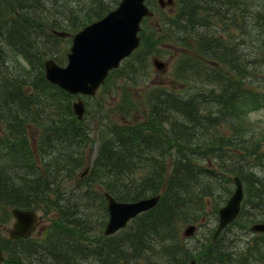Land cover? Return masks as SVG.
I'll use <instances>...</instances> for the list:
<instances>
[{
    "label": "trees",
    "instance_id": "trees-1",
    "mask_svg": "<svg viewBox=\"0 0 264 264\" xmlns=\"http://www.w3.org/2000/svg\"><path fill=\"white\" fill-rule=\"evenodd\" d=\"M90 1L103 7L88 11L87 0H0V28L6 32V38L0 34V208L58 213L43 237H1V264H88L81 260L82 253L103 264H185L195 252L198 264H264V232H255L252 243L240 245L236 232L227 237L222 231L212 241L213 229L192 249L179 234L183 224L200 221L207 204L217 211L226 202L235 187L234 175L242 181L244 196L238 216L227 227L240 220L241 231L248 232L252 222L264 220V168L261 174L257 170L258 165L264 167V126L250 118L264 106V88L251 80L259 75L252 69L256 57L245 60L236 42L229 44L222 33L215 35L210 29L209 19L227 17L224 12L237 5L236 0L174 4V13L160 26L169 40L184 47L172 65L183 85L176 89L156 84L141 94L131 92L125 104L119 102L118 120L104 110L96 118L101 131L92 165L80 177L79 169L94 150L91 126L73 111L74 94L45 77L43 59L61 55L57 44L42 49L35 34L27 31L45 25L59 43L61 38L47 26L75 32L115 5V0ZM241 2L239 8L244 6ZM36 11L42 12L33 15ZM16 27L19 31L12 33ZM143 33L140 30L141 40ZM149 40L140 41L100 87L118 81L130 93L132 84L144 85L157 41ZM203 83L209 86L203 88ZM35 127L40 134L31 141L27 130ZM68 179H74L75 192L66 193ZM106 190L120 200L160 196L111 236L102 232ZM97 209L105 217L91 219ZM84 218L88 224H83ZM227 238L235 240L233 252L225 245ZM215 244L220 251H211Z\"/></svg>",
    "mask_w": 264,
    "mask_h": 264
},
{
    "label": "rangeland",
    "instance_id": "rangeland-1",
    "mask_svg": "<svg viewBox=\"0 0 264 264\" xmlns=\"http://www.w3.org/2000/svg\"><path fill=\"white\" fill-rule=\"evenodd\" d=\"M118 1L119 0H115V2H114L115 5L113 7H115L117 5ZM177 1H179V0H173V2L171 4H167L165 7H160L157 0H146L147 4L154 11V14L144 17L141 21V24H140L141 25L140 30H143V32H144L143 38L140 41L150 43L149 39H152V42L154 40H157L152 47V54H150V56H152V55L156 56L157 55L156 57H158L162 61L166 62L167 65L165 68H163V69L156 68L155 64L154 65L150 64V68L148 67L150 73L147 74V76H146L147 77L146 83L144 85H137V86L132 84L133 88L130 89V90H132V91H130V93H126L127 90L126 91L124 90L125 88L122 86L121 82L118 83V81L110 80L109 83L107 85H105L104 87H99V89L96 91L95 94L92 95V97H88L86 95H81L82 98L84 99L86 110H87V113H84V120L88 122L89 127L91 126V130L89 132V138H90V141L93 140L92 142H94L93 143L94 144L93 154L95 153V148H97L99 145V142H98V139L96 138V135H99L98 132L101 131L100 130L101 129L100 119L97 120L96 118L100 114H104V110L106 112L110 111L109 114L113 118L118 120V119L122 118V115L120 113L121 111H120V107H119V105H120L119 102L125 104L127 102L126 99H128L127 95L131 94V92L132 93L135 92L136 94H141L140 92H143L145 89H147L153 85H156V84H159L165 88H172L173 87L176 89L183 85V80H181L180 78L176 77L173 74L172 65H173V62H175L177 60L176 55L179 56V55H181L182 51L183 52L185 51L184 47L173 42L172 40H169L164 35V33L162 32V30H161L162 28L160 26L163 19H166L167 17H169L170 15H172L174 13L172 11L173 10L172 8H174V4L177 3ZM239 1L240 0H236L237 5H234V7L227 8L226 12H224V13H227V17H222V19L217 20L216 17L212 16L209 19L211 22L210 29L213 32V34H215V35H219L220 33H222L223 36L227 37L229 44L236 42L239 45V47L241 48L240 49L241 50V52H240L241 57L244 58L245 60L248 59V61H252L251 59L256 57L252 62V67H253L252 69H254V72H259V75L257 77L252 76L251 80L258 87L264 88V57H263V59H261V57L263 56V53H264V48H263V46H264V5H263L264 0H255V3L250 4V5H248L249 4L248 0H244L243 2L240 3V4L244 5L242 8H239V6H238ZM52 3L54 4L55 2H52ZM97 6L98 5H95L92 8V12L93 11L95 12L98 10ZM158 7L163 8V10H161ZM248 7H250V8H248ZM86 10L90 11V8H88ZM41 12L42 11H36L35 13L32 12V14L33 15L36 14V16H38V14H40ZM47 14H48V12L45 13V15H47ZM252 14L257 15V17H255ZM251 15H252V17H251ZM46 17H50V16L47 15ZM65 19H67V18H65ZM1 20H4V19L1 18ZM1 26H2V24H1ZM37 26L34 27L33 30L32 29L28 30L27 33L33 32L36 36L35 39H37V43H39L38 42L39 39L49 37L50 35H49V33H47V31L45 30V28L43 26H39V25H37ZM21 27H23V26H21ZM3 29H4L3 27L0 28V34H2L4 36V38H6V32ZM63 30H65V29H63ZM59 38H61V40L59 41V43H57L58 41L56 42V44H57L56 49H59L61 51V55L59 57H57L56 60L59 64H64L66 62V57H65L66 52H68L69 46L71 44V38L70 37H59ZM52 39L57 40L56 38H52ZM37 43H34L32 45H36ZM1 44H4V43H1ZM4 46H5V44H4ZM40 47L43 49V47L41 45H40ZM249 52H253V54H256V55L249 56ZM256 52H258V53H256ZM158 53L160 55H158ZM45 56H47V55H45ZM133 63L135 66V64H136L135 59L133 60ZM24 67L29 68V65L25 64ZM201 85H203V86H201L203 88H206L209 86V85L204 84V83ZM125 87H126V85H125ZM128 88H130V87H128ZM127 92H129V91H127ZM75 96L76 95L73 96L74 98H72V100L75 99ZM125 97H126V99L124 100ZM138 100H140V97H138V99H136L135 102H137ZM142 107H144L143 103L140 104V109ZM97 109H98V111H97ZM99 109H101L103 111L99 112ZM84 112H85V109H84ZM140 115H141V113H139V112L135 113V116H140ZM250 118L253 122L255 121V123H258V126L262 125V127H263L264 126V106L252 111L250 114ZM2 132H3L2 131V123H0V133H2ZM39 134H40V130L38 127H35L32 129L30 128L27 130V136L31 141L35 138L37 140V137ZM100 140H101V138H100ZM86 150H87V147H86ZM90 157H93V155L90 154ZM263 168L264 167L258 165L257 170H258L259 174H261V171H263ZM73 182H74V179L66 180V185H65L66 189H67L66 193H69L72 190L73 191L76 190V189H74ZM244 186H245V183H244ZM54 195H55L54 193H51L50 197H53ZM105 206H106V204H105ZM37 213L40 216V220H39V223L36 226L35 230L32 231V233L30 234L31 236L36 237V238L37 237H43L47 227L49 226V224H51L52 220L58 216L56 209H51L48 212L45 211L44 209L43 210L37 209ZM103 213H104V211H102L101 209L100 210L97 209V210L93 211V213L89 217L91 219H96L97 217L101 218V217H103L102 216ZM202 214H203L202 220L200 219V221L199 220L195 221L198 224V226H197L194 234H191V235H183L182 234V232H183L182 230H183L185 224H183L184 226H182L181 229L179 230V234L182 237L183 244L190 247L191 249L193 248V245L195 244V242H197V240L202 241L203 240L202 238H206L207 234L210 235L211 231L214 229V227L216 226V224L218 222V212L213 210V208L211 207V204L206 205ZM106 220H107V217L105 218V221ZM12 221H13V216L10 212V209H8L7 211H3L0 208V238L4 237V236L9 237L8 236V228L11 226ZM202 221H204V223L202 226H200V222H202ZM239 221L240 220H236L235 224H233L231 227H229L230 225L228 227L226 226L227 228L225 230H223L222 236L226 235L228 237L230 234L236 235L235 234V232H236L237 235L239 236V240L237 242L240 245H246V243L249 242L251 237H253L257 234H255V232L253 230H250V229H249L250 231H248V232H241ZM83 224H88V221L85 218L83 219ZM118 232H120V229L118 231L112 233L111 236L116 235ZM73 242H74V239H73ZM77 243L79 244V242H77ZM233 243H235V240L232 238H228V241H227V239L225 240V245L228 248L231 247V245ZM249 243H252V242H249ZM84 244L87 245L88 243L85 241ZM84 250L87 252L86 249H84ZM195 253L196 254H194V256H195L194 258L197 260L198 255H197V252H195ZM76 254H79V253L76 252ZM81 260L88 263V264H91L92 262H94V263H101L102 262V261L100 262V261H95V260L94 261L89 260L88 257L84 256L83 253L81 255ZM101 264H103V263H101ZM141 264H146V262H143ZM251 264H260V263L253 261Z\"/></svg>",
    "mask_w": 264,
    "mask_h": 264
},
{
    "label": "water",
    "instance_id": "water-1",
    "mask_svg": "<svg viewBox=\"0 0 264 264\" xmlns=\"http://www.w3.org/2000/svg\"><path fill=\"white\" fill-rule=\"evenodd\" d=\"M172 2L173 0H158L161 7ZM151 14L153 10L145 0H119L117 5L103 16L87 23L76 32L53 29L57 34L69 35L71 44L65 65L58 64L52 58L44 61L45 77L70 93L93 95L104 82L108 72L118 67L121 60L138 46L140 22L144 16ZM152 62L160 69L167 65L156 56L152 57ZM72 108L78 118L83 116L85 107L81 96L72 102ZM233 179L235 188L218 209V223L212 234L213 238H216L239 213L243 185L238 175H234ZM104 195L108 210V218L103 228L104 235L124 227L131 218L154 206L160 196L157 193L134 200H119L108 191H105ZM11 212L13 221L8 228V235L12 239L29 236L39 223L40 216L33 209L14 207ZM249 228L253 231H264V221L253 222ZM195 229L196 224H186L182 234L191 235ZM2 259L3 252L0 247V263ZM187 264H197L196 259L191 258Z\"/></svg>",
    "mask_w": 264,
    "mask_h": 264
},
{
    "label": "bare ground",
    "instance_id": "bare-ground-1",
    "mask_svg": "<svg viewBox=\"0 0 264 264\" xmlns=\"http://www.w3.org/2000/svg\"><path fill=\"white\" fill-rule=\"evenodd\" d=\"M75 1V0H74ZM104 1V0H103ZM244 1V0H243ZM87 2H88V5L90 6V5H98L97 6V8L99 9V8H101V7H103V5H101V4H97V2H92V1H90V0H87ZM105 2V1H104ZM214 2L215 1H213V4H214ZM103 3V2H102ZM243 5V4H242ZM85 6V5H84ZM89 6H88V8H89ZM207 6H209V7H211V5H207ZM242 8V7H241ZM81 10V7H79V4L77 5V11H80ZM91 12H92V10H90ZM95 12H97V11H95ZM18 24V23H17ZM43 27L45 28V25H43ZM19 27H16L15 28V30H13L12 31V33H17V31H19ZM46 29H48L52 34H54V35H56V36H59V37H63V35H60V34H57V33H55L54 32V30L53 29H56V28H54V27H49V26H47L46 27ZM57 30H60V29H57ZM21 33V32H20ZM22 34V33H21ZM47 38V39H46ZM46 38H42V39H39V43H40V45L43 47V48H50V49H54V47H55V45H56V42H57V40H53L52 38H54V37H52V35H50L49 37H46ZM52 53V52H51ZM53 55H54V53H53ZM65 57H66V62L64 63V64H60V65H65L66 63H67V52H66V55H65ZM49 58H52V59H54L56 62H57V60H56V58H54V57H52V56H47V57H45L44 59H43V70H44V73H45V67H44V61L46 60V59H49ZM58 63V62H57ZM59 64V63H58ZM152 64H153V62H152ZM154 65V64H153ZM103 84V83H102ZM204 99V98H203ZM205 104V103H204ZM205 108V107H204ZM204 111V110H203ZM68 124H70V123H68ZM64 126V125H63ZM54 127H56V126H54ZM58 127H59V125H58ZM64 127H66V126H64ZM56 129V128H55ZM59 129V128H58ZM58 129H56V130H58ZM59 130H61V129H59ZM84 145V144H83ZM92 155H94L93 154V152H92ZM91 158V159H90ZM90 158H87L86 159V161H85V163H84V165L82 166V170L80 169V171H79V173H78V176H80V177H83L85 174H87L88 173V171L90 170V167H91V165H92V159H93V157H90ZM234 177V176H233ZM85 182H87V180L85 181ZM192 193V192H191ZM194 196V195H193ZM182 198V197H181ZM188 199V198H187ZM176 200H177V198H176ZM181 200V199H180ZM186 200V199H185ZM192 200V199H191ZM182 201V200H181ZM185 202V201H184ZM178 203H179V201H178ZM177 203V204H178ZM12 208H14V207H12ZM11 208V209H12ZM31 209V208H30ZM34 210V209H33ZM36 211V210H35ZM36 213H37V211H36ZM37 215H38V213H37ZM87 221H89V220H87ZM91 221V220H90ZM189 224V223H188ZM216 228V227H215ZM133 230V229H132ZM131 230V231H132ZM241 232H245V231H241ZM194 234V233H193ZM213 234V233H212ZM9 236V235H8ZM226 236V235H225ZM205 239V238H204ZM213 239H215V238H213V237H211V240L213 241ZM227 241H228V238H227ZM199 245H202V243L201 244H199ZM236 243H233L232 245H231V247H229L228 249L230 250V251H232L233 252V250H235L236 249ZM220 246L218 245V244H215V245H213V248L211 249V251L212 252H214V250L215 251H220V248H219ZM2 249V248H1Z\"/></svg>",
    "mask_w": 264,
    "mask_h": 264
}]
</instances>
